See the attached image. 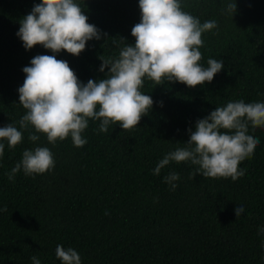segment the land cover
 <instances>
[{
    "label": "trees",
    "instance_id": "obj_1",
    "mask_svg": "<svg viewBox=\"0 0 264 264\" xmlns=\"http://www.w3.org/2000/svg\"><path fill=\"white\" fill-rule=\"evenodd\" d=\"M39 2L0 0V126L17 122L19 128L27 111L17 91L26 76L22 68L37 54H52L39 43L25 49L16 34ZM181 7L201 22L218 21V31L202 34L199 62L222 58L224 68L196 86L145 78L141 90L154 103L137 126L123 129L117 122L99 132V120L89 118L83 146L70 136L53 145L43 132L32 141L31 125L15 147L5 140L0 264H33V255L42 264H61L58 244L74 247L83 264H264V127L249 124L260 143L239 162L245 172L235 180L193 176L198 165L190 161H171L158 175L151 171L165 153L185 146L198 118L229 100L264 98V0H237L233 17L222 11V0H182ZM81 9L104 34L79 55L62 49L57 58L86 83L106 77L101 55L116 57L124 43L135 42L131 29L141 9L138 0H82ZM36 145L52 150L55 167L35 175L21 169L9 180L6 172ZM171 171L180 173L175 190L163 179ZM241 202L244 212L236 214Z\"/></svg>",
    "mask_w": 264,
    "mask_h": 264
},
{
    "label": "clouds",
    "instance_id": "obj_2",
    "mask_svg": "<svg viewBox=\"0 0 264 264\" xmlns=\"http://www.w3.org/2000/svg\"><path fill=\"white\" fill-rule=\"evenodd\" d=\"M222 11L233 17L237 0H222ZM141 18L132 29L134 43H124L116 57L101 55L100 71L105 78H89L85 83L65 59H58L62 50L79 55L86 42L101 39L104 34L97 25L88 21L81 9L82 0H40L20 20L17 36L25 49L37 43L51 49L52 54H37L29 65L23 66L24 82L17 89L19 102L27 110L17 122L0 126V158L4 155L5 143L13 148L23 140V131L31 125L35 131L29 139L38 141L39 133L47 140L71 137L75 146H83V135L89 118L99 120L97 131L107 132L117 122L123 129L137 126L143 114L149 112L154 100L141 90L145 78L155 84L164 81H181L188 86L212 81L214 75L224 68L223 59L209 57L207 66L200 46L205 41L202 34L218 29L215 19L201 22L198 16L185 11L182 0H138ZM124 42L113 40V44ZM161 105L163 101L159 102ZM264 127V98L250 102L243 99L229 100L217 106L207 115L195 121V130L188 128L189 139L185 146L170 150L159 159L151 170L159 174L171 161H190L198 165L191 175L200 173L205 177H231L235 180L245 172L239 162L253 154L260 138L249 130ZM228 130V131H222ZM54 153L47 145L25 148L21 159L6 172L9 180L23 170L25 175L42 174L55 167ZM163 179L171 190L177 187L180 173L169 172ZM243 202L235 204L234 212H244ZM6 210V205L0 211ZM260 231L264 232V226ZM56 256L61 264H83L81 254L71 246H56ZM33 264H42L37 255L31 256Z\"/></svg>",
    "mask_w": 264,
    "mask_h": 264
}]
</instances>
